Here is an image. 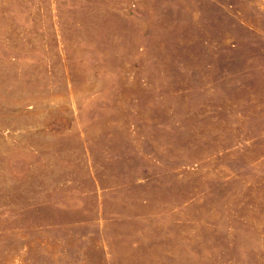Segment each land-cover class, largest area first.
Returning a JSON list of instances; mask_svg holds the SVG:
<instances>
[{"label":"rangeland","instance_id":"rangeland-1","mask_svg":"<svg viewBox=\"0 0 264 264\" xmlns=\"http://www.w3.org/2000/svg\"><path fill=\"white\" fill-rule=\"evenodd\" d=\"M0 264H264V0H0Z\"/></svg>","mask_w":264,"mask_h":264}]
</instances>
